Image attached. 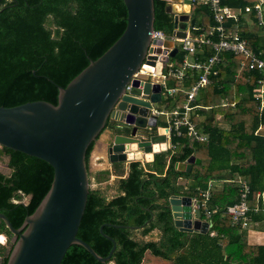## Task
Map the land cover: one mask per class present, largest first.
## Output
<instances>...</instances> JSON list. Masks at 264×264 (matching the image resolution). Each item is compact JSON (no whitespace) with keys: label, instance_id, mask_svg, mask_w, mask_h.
I'll list each match as a JSON object with an SVG mask.
<instances>
[{"label":"trees","instance_id":"trees-1","mask_svg":"<svg viewBox=\"0 0 264 264\" xmlns=\"http://www.w3.org/2000/svg\"><path fill=\"white\" fill-rule=\"evenodd\" d=\"M223 4L244 9L257 0H221ZM166 0H154V28L171 33L173 15L166 11ZM195 24H213L210 9L196 2L190 5ZM127 11L123 0H1L0 2V105L12 106L43 99L57 102V85L65 86L89 62L100 56L123 32ZM251 22L243 16L239 30L249 45L262 50V27L254 14ZM229 24V21H228ZM210 46L196 56L204 59ZM183 53L172 57L180 65ZM241 55L223 52L212 82L199 89L192 105L197 114L191 119L207 135V141H191L183 133L173 137L180 151L172 153L166 170L155 166L156 158L142 165L140 160L129 162L128 173L117 181L118 193L111 198L96 188H89L86 206L76 236L86 241L99 255L108 254L112 237L116 248L108 261L101 262L82 245L71 244L60 264H140L146 250L174 264H264V243H251L247 229L233 225L225 208L237 199V187L231 180L243 176L250 187V207H261L264 195V107L255 94L259 74L242 64ZM197 72L187 70L181 82L168 78V86L189 87ZM185 92L178 91L172 107L182 104ZM226 100L228 104L223 105ZM163 125V124H158ZM94 142L86 151V163ZM8 157L9 173L0 171V212L14 227L34 211L48 191L52 166L35 156L8 147H0V157ZM191 155L199 162L190 171L175 168L177 161ZM145 166V167H144ZM90 175V172H88ZM99 180L109 171H99ZM186 179L185 184L179 180ZM223 182L220 190L213 189L207 203L214 210L208 219L211 227L206 233L181 231L174 226L168 198L172 194L196 197L209 182ZM30 195L23 203L21 196ZM202 213V211H201ZM264 230V214H255ZM201 218L206 216L202 213ZM143 234L157 228L158 240H137L130 227ZM215 234L211 235L210 232ZM0 233L10 235L0 220ZM4 249L5 246L0 245ZM5 253V252H4ZM6 263V256L2 264Z\"/></svg>","mask_w":264,"mask_h":264},{"label":"water","instance_id":"water-1","mask_svg":"<svg viewBox=\"0 0 264 264\" xmlns=\"http://www.w3.org/2000/svg\"><path fill=\"white\" fill-rule=\"evenodd\" d=\"M166 1V11L176 12L173 16L176 35L185 36L188 22L193 24L195 19L185 10L181 12L177 3L191 1ZM123 2L127 11L123 32L100 56L88 58V64L65 86L57 85L55 104L37 99L12 106L0 105V147L38 157L53 168L48 191L19 227H14L0 212V220L11 234L10 248L0 257V264L4 256L5 264H60L71 244L82 245L101 262L108 261L116 248L115 240L103 232V226L110 223H103L99 228L112 242L105 256L76 236L90 188V168L85 159L89 144L98 142L110 119L114 122L108 129L106 149L110 163L150 162L155 153L167 148L166 136L160 133L157 115L152 113L155 104L162 100L159 83L151 84L147 74H139L145 80L142 89L135 80L129 92H125V84L141 66L150 43L149 32L154 29L155 19L154 0ZM163 43L172 48L169 56L177 53L173 40L166 39ZM161 59L166 61L168 57ZM153 64L150 61L144 67L152 70ZM156 72H161V62ZM154 127V133H142ZM194 162H199V158L191 155L187 161L176 162L175 168L188 172ZM182 183L185 184L186 179ZM29 197L27 195V201L21 202L27 203ZM168 204L174 226L179 230L208 231L209 222L201 218L200 211L196 209L192 213L190 196L172 194ZM112 225L136 228L134 225ZM147 256L159 257L146 250L142 260Z\"/></svg>","mask_w":264,"mask_h":264},{"label":"built area","instance_id":"built-area-1","mask_svg":"<svg viewBox=\"0 0 264 264\" xmlns=\"http://www.w3.org/2000/svg\"><path fill=\"white\" fill-rule=\"evenodd\" d=\"M190 1L191 3L196 2L206 5L212 13L213 24L209 27H204V25H198L195 22L193 24L188 22L186 34L183 37L176 35L175 27L171 33H165L162 30L154 28L149 32L150 43L141 66L131 75L129 81L125 84V92L127 93L133 86L135 80H138V87L142 89L145 80L139 77V74H147L151 84L159 83L161 86L162 99L164 96L166 104H168V99L175 98L178 91L185 92L186 97L182 104L176 105L170 110L157 108L152 110L154 115L165 114L166 116L165 124L157 125L160 128V133L166 136V142L174 136H182L183 133L191 140L207 141V135L201 132L191 119L190 111L196 106L192 105V103L195 101L199 89L210 84L212 82L211 75L217 74L218 70L216 67L221 60V54L223 52L228 51L241 55L243 57L241 63L246 64L249 69L258 72L259 78L257 83L259 87L255 97L259 101L260 107H264V57L262 56V50L253 49L249 45L248 39L242 36L238 23L240 16L248 20L250 19V13H253L258 25L262 27L261 36L264 37V0H257L254 4L245 6L243 10L223 4L221 0ZM191 3H188L189 7ZM189 9L188 13L190 15ZM180 11L182 12L183 10L181 9ZM171 13L174 16L176 12ZM166 39L173 40L174 46L177 47V53H183L180 65H176L172 60L173 56H169L172 48L164 45L163 42ZM157 40H160V42H157ZM206 45L210 46L211 52L204 59H200L196 54L203 53ZM163 56H167L168 59L163 61L161 59ZM150 61L154 62L152 70L144 67ZM160 62L161 72L157 73L156 68ZM187 70L197 72L198 74L197 79L189 87L184 88L180 85L168 86L167 81L169 77H174L178 82H181L187 77ZM141 95H143L142 92ZM227 104L228 102L224 100L223 105L226 106ZM175 146V143L170 144L172 148ZM231 181L237 187V199L234 203L228 205L224 212L230 215L233 225L239 226L242 229L251 228L257 224L253 213L258 211L264 213V202L261 207H250L248 203L250 187L247 180L243 176H238ZM212 185L213 183L209 182L206 189L199 190L198 196L191 197L192 213L196 209L200 213L202 211L206 216L204 220L209 222L208 229L211 227V222L208 217L214 211L210 210L207 205L213 189ZM210 234L214 235L215 232L211 231Z\"/></svg>","mask_w":264,"mask_h":264},{"label":"crops","instance_id":"crops-1","mask_svg":"<svg viewBox=\"0 0 264 264\" xmlns=\"http://www.w3.org/2000/svg\"><path fill=\"white\" fill-rule=\"evenodd\" d=\"M183 5H184L183 7L186 6L185 4H183ZM177 6L179 7L178 3H177ZM246 21L251 22V19H248ZM164 102H165V105H166L164 107H167L168 104H166V101H164ZM156 108L157 109H161V108H158V107H156ZM197 110H198V106L196 105L190 111V113L191 114H194V113L197 114ZM191 114H190V116H191ZM158 116H160V115H158ZM158 116H157V125H158ZM163 124H165V122H163ZM172 138L169 141H167V148H166V150H168L167 152H166V150H164V151H160V152H157V153L154 154V159L156 158L155 166L159 167V168H162L163 171L166 170V168L168 166L170 155L172 153L180 151L179 142H173ZM108 140H109V131L105 130V134L102 137L100 135L99 139H98V142H96L93 145L92 157H91L92 158V164H93L94 167H96L97 171H105V170L109 171L110 175L114 176L113 180H115V185H116V188H117L118 179L121 178V177H125L127 175V173H128L129 162L130 161H118V162L110 163V161L108 159V156H107V150H106L107 149V145H108ZM191 141H193V140H191ZM173 143H175V145H176L174 148L170 147V144H173ZM177 162H179V161H177ZM141 163H142V165H145L144 164L145 162L141 161ZM179 181L182 183L183 179L179 180ZM186 182H188V181L186 180ZM212 183H213V185H212L213 189L220 190L223 187V182H221V181L220 182L219 181H217V182L215 181V182H212ZM118 192L119 191L117 189L116 194ZM111 197H113V196H111ZM263 202H264V195L262 194V204H263ZM262 204H261V206H262ZM255 214H264V213L262 211H258V212L253 213V216ZM256 220H257V224L252 226L251 228H248L247 229L248 230L247 234H248L249 241L251 243L261 244V243H264V230H263L262 226H260L259 220L258 219H256ZM1 234L4 236V239L0 240V245L5 246L4 245L5 241H6L5 240V235L3 233H1ZM3 255H4L3 249L0 248V257L3 256ZM146 262H150L151 264H162V263H166V262L167 263H170V262L172 263L171 260H165L164 258H161V257L150 258V257L147 256L144 260L141 261L140 264H146Z\"/></svg>","mask_w":264,"mask_h":264},{"label":"rangeland","instance_id":"rangeland-1","mask_svg":"<svg viewBox=\"0 0 264 264\" xmlns=\"http://www.w3.org/2000/svg\"><path fill=\"white\" fill-rule=\"evenodd\" d=\"M179 4V7L183 10H187L188 12V9H189V4L188 3H178ZM183 4H187V8L183 7L184 5ZM190 10V9H189ZM263 38V41H264V37L262 36ZM165 97L163 96V99L160 101V102H157L155 105L156 107L158 108H161L163 110H170L172 108V101L170 102V104L167 106V107H164L166 106L165 105ZM165 118L166 116L164 114L158 116V124H163V122H165ZM161 130H164V129H161ZM156 131V128L154 127L153 129H144L142 130V133L143 134H146L148 135L149 133H154ZM105 134V131L101 134V137ZM168 150H166L167 152ZM165 152V153H166ZM92 151L90 153V157H89V172H90V175H89V183H90V188H93V189H96L98 188L101 193L106 196L107 198H110L111 196H114L116 195V192H117V188H116V185H115V180H113V177L114 176H111L110 175V172H109V175L107 176V178L105 179H102L101 181L99 180V176L97 175V173L99 171H97L96 167L93 166L92 164ZM7 160H8V157L6 155H3L0 157V170L1 171H6V172H10V170L7 168ZM21 200H24V201H27V196H21ZM131 233L133 235V237L137 240H158L159 237H160V231L159 229L155 228L153 229L151 232L147 233V234H143L140 230V228H132L131 229ZM146 264H151L150 262H146ZM162 264H174L173 261L172 263H162Z\"/></svg>","mask_w":264,"mask_h":264},{"label":"flooded vegetation","instance_id":"flooded-vegetation-1","mask_svg":"<svg viewBox=\"0 0 264 264\" xmlns=\"http://www.w3.org/2000/svg\"><path fill=\"white\" fill-rule=\"evenodd\" d=\"M113 121L112 120H110V119H108V121H107V124H106V129L108 130L109 129V127L110 126H112L113 125ZM2 156V155H1ZM5 235V248L3 249V252H6V250L8 249V248H10V242H9V240H10V238H11V234L10 235H7V234H4ZM142 261V260H141Z\"/></svg>","mask_w":264,"mask_h":264},{"label":"bare ground","instance_id":"bare-ground-1","mask_svg":"<svg viewBox=\"0 0 264 264\" xmlns=\"http://www.w3.org/2000/svg\"><path fill=\"white\" fill-rule=\"evenodd\" d=\"M185 5H186L185 8H187V4H185ZM178 8H180V7H178ZM147 157H150V155L148 154ZM2 239H4V236L0 233V240H2Z\"/></svg>","mask_w":264,"mask_h":264}]
</instances>
